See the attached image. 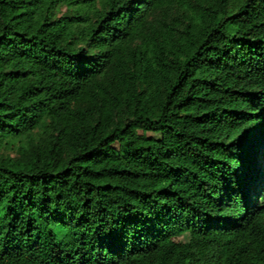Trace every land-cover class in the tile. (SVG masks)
Segmentation results:
<instances>
[{
    "label": "trees",
    "instance_id": "obj_1",
    "mask_svg": "<svg viewBox=\"0 0 264 264\" xmlns=\"http://www.w3.org/2000/svg\"><path fill=\"white\" fill-rule=\"evenodd\" d=\"M263 138L264 0H0V264H264Z\"/></svg>",
    "mask_w": 264,
    "mask_h": 264
},
{
    "label": "rangeland",
    "instance_id": "obj_2",
    "mask_svg": "<svg viewBox=\"0 0 264 264\" xmlns=\"http://www.w3.org/2000/svg\"><path fill=\"white\" fill-rule=\"evenodd\" d=\"M66 11V6L64 4H59L56 10V15L59 16ZM256 150L254 152L255 158H254V167H255V174L258 175L261 173V178L258 180H251L249 179L246 188L247 193L249 195V199L253 198L252 196L257 194L260 191L261 186L264 184V138L259 140L256 144ZM0 152L10 154L12 156L15 155L14 148H2L0 149ZM254 199V198H253ZM180 242L187 241V236L182 235L176 238Z\"/></svg>",
    "mask_w": 264,
    "mask_h": 264
}]
</instances>
